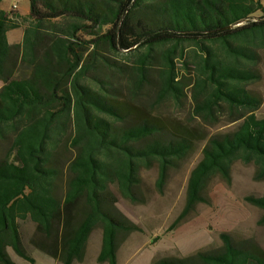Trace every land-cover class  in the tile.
<instances>
[{"label": "trees", "instance_id": "16d2710c", "mask_svg": "<svg viewBox=\"0 0 264 264\" xmlns=\"http://www.w3.org/2000/svg\"><path fill=\"white\" fill-rule=\"evenodd\" d=\"M253 2L29 0L27 16L0 9V264H16L9 248L34 262L20 233L26 220L35 225L33 248L60 264L82 262L96 229L102 232L97 262L117 264L121 243L141 231L117 208L119 200L143 203V174L152 169L162 194L170 173L223 116L241 123L208 138L172 226L210 203L214 178L231 184L235 162L252 164L253 179L264 180V119L255 115L262 100L245 88L259 78L246 61H257L256 49L264 48V8ZM59 20L67 24L53 22ZM19 27L23 42L10 45L6 33ZM170 41L194 43L204 53L190 93L195 125L155 112L183 92L168 55L155 86L148 81L150 51ZM90 45L142 49L126 95L107 82H83L95 68ZM153 87L148 100L145 90ZM245 200L261 210L264 225V196ZM220 240L219 248L152 264H264V248L254 240L227 232Z\"/></svg>", "mask_w": 264, "mask_h": 264}, {"label": "rangeland", "instance_id": "374dc122", "mask_svg": "<svg viewBox=\"0 0 264 264\" xmlns=\"http://www.w3.org/2000/svg\"><path fill=\"white\" fill-rule=\"evenodd\" d=\"M2 2L5 8L14 13L29 11V0H2ZM260 2L264 8V0ZM53 22L59 26L67 24L66 20ZM29 23H31L30 20L27 24ZM46 26L48 27V24ZM79 36L86 40L90 39L81 34ZM205 46L211 47L209 44ZM92 49L95 50L94 72L84 77L83 82L91 81L96 84L107 82L109 87L119 95H126L135 59L142 49L122 53L110 50L106 45L98 47L90 45L88 52ZM88 52L84 56L88 55ZM150 53L154 59V66L148 71L149 83L155 86L158 75L163 69L164 56L168 55L176 74L175 81L183 87L179 99L163 100L155 112L195 125L193 121L199 122V120L193 117V102L190 93L198 73L197 68L201 56L204 53L194 43L174 41L156 46ZM256 53L258 60L254 63L246 61V64L259 74V78L247 82L245 88L261 98L262 102L255 111V115L259 119H264V48L256 49ZM154 89L153 87L145 90L148 100L153 99ZM240 123L241 121L230 122L226 116H223L207 128L208 138L234 132ZM208 138L194 143L193 151L188 159L180 168L170 173L162 194L154 189L156 172L152 169L143 174L142 189L144 199H146L143 203L132 204L127 200H119L117 208L132 222L139 225L141 231L132 232L121 243L117 252V264H152L160 258L170 256L187 258L201 251L219 248L220 234L223 232L230 233L239 240L252 239L264 248V225L258 223L262 212L245 200L248 196H264V180L255 181L253 179L254 166L240 161L235 162L232 167L230 185L221 179L214 178L208 185L210 203L198 205L196 211L172 226L183 209L190 172L200 161ZM35 230V225L29 220L20 222L24 247L34 262L30 263L20 258L9 248L8 253L12 260L16 264H60L33 248L30 240ZM101 239V230H94L87 242L85 259L74 264H105L97 262Z\"/></svg>", "mask_w": 264, "mask_h": 264}, {"label": "crops", "instance_id": "0c3cea01", "mask_svg": "<svg viewBox=\"0 0 264 264\" xmlns=\"http://www.w3.org/2000/svg\"><path fill=\"white\" fill-rule=\"evenodd\" d=\"M2 0L0 2V9L3 10V11H6V12H9V10L7 8H5L3 5H2ZM17 8V7H15ZM17 10V9H16ZM11 11V10H10ZM18 11V10H17ZM28 12H25V13H19L20 16H26L28 15ZM23 37H24V27H19V28H15V29H12V30H9L7 33H6V39H7V42L10 44V45H21L22 42H23ZM3 85V82L0 81V89Z\"/></svg>", "mask_w": 264, "mask_h": 264}, {"label": "built area", "instance_id": "2783aa9c", "mask_svg": "<svg viewBox=\"0 0 264 264\" xmlns=\"http://www.w3.org/2000/svg\"><path fill=\"white\" fill-rule=\"evenodd\" d=\"M14 8H15V6H14Z\"/></svg>", "mask_w": 264, "mask_h": 264}]
</instances>
